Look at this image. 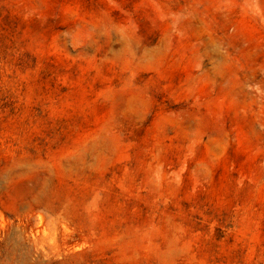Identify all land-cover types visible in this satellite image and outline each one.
<instances>
[{
  "label": "rangeland",
  "instance_id": "1",
  "mask_svg": "<svg viewBox=\"0 0 264 264\" xmlns=\"http://www.w3.org/2000/svg\"><path fill=\"white\" fill-rule=\"evenodd\" d=\"M0 264H264V0H0Z\"/></svg>",
  "mask_w": 264,
  "mask_h": 264
}]
</instances>
